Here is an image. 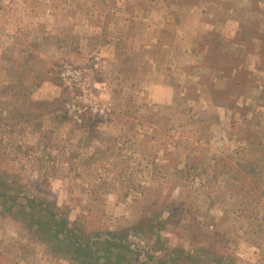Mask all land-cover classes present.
Wrapping results in <instances>:
<instances>
[{"label":"rangeland","instance_id":"rangeland-1","mask_svg":"<svg viewBox=\"0 0 264 264\" xmlns=\"http://www.w3.org/2000/svg\"><path fill=\"white\" fill-rule=\"evenodd\" d=\"M0 264H264V0H0Z\"/></svg>","mask_w":264,"mask_h":264}]
</instances>
